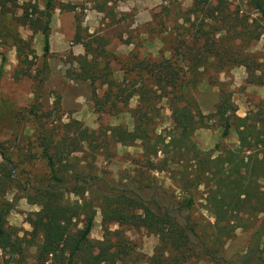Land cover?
<instances>
[{
	"label": "rangeland",
	"instance_id": "1",
	"mask_svg": "<svg viewBox=\"0 0 264 264\" xmlns=\"http://www.w3.org/2000/svg\"><path fill=\"white\" fill-rule=\"evenodd\" d=\"M45 1L12 0L16 7L0 17V67L4 58L0 74V144L6 148L14 179L4 199L14 201V208L7 216V226L23 244V254L20 256L9 257L0 250V264H34L36 245L41 242V238L33 240L30 235V221L39 207L28 203L22 191L23 188L42 184V180L49 176V168L42 158L39 136L54 135L53 142H56L60 137L59 132H62L59 129L72 120L100 134L118 125L132 129L129 110L136 107L137 96L130 99L127 107L121 102H116V106L111 103L100 105L97 101H103L106 86L101 85L100 80L91 86L89 81L75 78L78 67L74 59L76 18L81 29H85L84 10L88 9V4L96 8L104 4V14L97 16L98 25L93 32L94 39H102L105 51L104 57L93 54L97 57V74L109 72L110 78L117 80L122 84L121 88L127 90L132 81L139 82L145 77L150 87L152 80L147 72L151 68L148 66L155 68L162 61L170 60L179 71L181 91L196 101L204 115L213 112L221 99L220 90L231 96L239 117L257 108L264 110V20L245 0H227L230 16L237 19L235 31H220L213 37L216 52L212 56L202 53L203 40L197 38L198 31L207 27L193 15L186 14L192 0H71L68 4L73 1L77 7L74 12L58 8L52 12L49 34L53 31L56 39L47 57L46 81L39 87L38 81L43 75V38L40 29L21 25V13L29 4H35L42 10ZM55 3L57 7L61 5L60 0ZM60 35H64L67 42ZM82 36L84 38L85 34ZM37 38H41V41H35ZM20 39L28 41L30 45V48L24 49L28 56L25 64H21L17 58L16 48H19V44L15 41ZM96 46L97 43H93V47ZM22 59L23 56L20 61ZM193 59L206 60L207 63L201 62L200 68L192 69ZM140 63L148 70L142 71ZM104 66H107V70L103 69ZM15 75L17 80H13ZM37 91L39 97L35 99ZM111 91L115 93L118 89L111 88ZM156 106L158 117L153 125L155 133L163 136L172 134L173 121L167 101L161 100ZM32 107H35L43 128L29 114ZM221 132L215 122H209L207 128L196 129L192 139L200 150L211 151L213 156L236 149L239 143L234 129L225 138L221 137ZM108 141L107 147L93 152L94 158L92 152L84 148L83 152L71 154L65 164L57 165L58 169L68 170L67 175L70 169L82 175H98L116 187L159 185L178 200L187 197L185 192L177 189L169 171L158 172L148 167L139 142L123 146ZM2 165L0 157V167ZM259 185L264 190L263 180L259 181ZM193 197L190 220L196 224L198 235L209 241L215 231L211 228L214 218L206 207L205 189L199 187ZM80 201L78 197L66 194L63 202L67 205ZM239 217L240 221L235 224L238 227L228 238L221 237L216 247L222 258L220 261L215 263L200 258L185 264H252L256 259L264 263V237L259 253L254 256L250 251L252 232L263 222L264 214ZM78 227L81 228L80 225ZM109 229H122L130 241L133 247L129 258L131 263L148 264V258L158 245L157 236L143 229L119 228L114 224L109 225ZM102 236L101 215L97 209L89 239L95 242L102 240Z\"/></svg>",
	"mask_w": 264,
	"mask_h": 264
},
{
	"label": "trees",
	"instance_id": "2",
	"mask_svg": "<svg viewBox=\"0 0 264 264\" xmlns=\"http://www.w3.org/2000/svg\"><path fill=\"white\" fill-rule=\"evenodd\" d=\"M55 1L46 0L42 10L35 4H29L21 13V25L40 29L43 38V75L38 81L39 87L46 81L48 74L52 12L56 8L74 12L77 8L68 3H61L57 7ZM245 1L264 20V0ZM11 2L0 0V17L16 7ZM102 6L95 7V10L104 14ZM186 14L193 15L207 27L200 29L197 36L203 40L202 53L215 54L216 41L213 37L220 31H235L237 19L230 16L227 0H192V6ZM76 19L74 42L82 45L84 55L74 57L78 66L75 78L89 81L91 86L100 80L101 85L106 86L103 101H97L100 105L111 103L116 106V102H121L127 107L135 96L137 105L129 110L131 130L118 125L100 134L72 120L59 129L62 132H59L60 137L56 142H53L54 135L39 136L42 158L49 168V176L40 185L22 189L23 198L39 207L30 221L32 239L41 238L40 244L36 245L34 264H133L129 261L133 248L130 241L122 229L110 231L111 224L119 228L143 229L157 236L158 245L148 258V264H185L200 258L217 263L222 258L216 247L221 237L228 238L238 227L235 224L240 221L239 216L264 214V190L259 187V181H264V110L257 108L239 117L231 96L220 90L221 99L213 112L204 115L196 101L181 91L179 71L170 60L162 61L155 68L148 66L151 68L147 72L152 80L150 87L143 77L139 82L132 81L130 89H123L121 83L110 78L109 72L97 74V57L93 54L105 56L102 39H94V34L87 33L83 38L78 17ZM42 22L43 26L40 27ZM227 25L230 28L226 29ZM16 42L19 44V48H16L17 58L21 64H25L28 56L24 49L30 48V45L22 39ZM93 43H97V46L93 47ZM30 54L34 55L32 51ZM1 60L0 74L4 58ZM192 61V69L196 70L201 67V62L207 63L200 59ZM103 69L107 70V66ZM140 69L148 70L142 63ZM13 80H17L16 75ZM111 88H117L118 91L114 93ZM34 97H39L38 91ZM164 99L171 111L174 128V132L167 136L156 134L153 129L158 117L156 103ZM29 114L43 128L35 107L29 110ZM209 122H215L221 128L222 138L234 129L238 147L225 150L217 156H213L211 151L200 150L192 134L198 128H207ZM108 140L123 146L139 142L148 167L158 172L169 171L177 189L185 192L187 197L178 200L159 185L116 187L98 175H82L71 169L67 175L68 170L61 172L58 169L57 165L65 164L71 154L83 152L84 148L89 149L93 157V152L107 147ZM0 157L3 160L0 167V250L9 257L20 256L23 254L22 241L7 226V216L14 208V201L4 199L9 184L14 181L13 168L9 166L6 148L1 144ZM201 186L206 193V207L214 218L211 228L215 235L209 241L198 235L196 224L189 216L194 205V192ZM66 194L74 195L81 201L65 205L63 201ZM97 209L101 215L103 236L102 240L92 242L89 234ZM263 237L264 220L252 232L250 251L254 256L260 251ZM252 264L264 263L256 259Z\"/></svg>",
	"mask_w": 264,
	"mask_h": 264
},
{
	"label": "crops",
	"instance_id": "3",
	"mask_svg": "<svg viewBox=\"0 0 264 264\" xmlns=\"http://www.w3.org/2000/svg\"><path fill=\"white\" fill-rule=\"evenodd\" d=\"M69 1H71V0H60V2L62 4H67ZM71 4L75 5V3H73V1L71 2ZM88 5H89L88 9L84 10L85 17H84L83 28H85V29H83V33L82 34H86V33L87 34H93V32L95 30L94 27H96L98 25L97 23H98V18L99 17H97V16L102 15V13L97 12L95 10V7H90V4H88ZM84 31H85V33H84ZM60 36H61V38H63L62 40L64 42H67L66 37L64 35L63 36L60 35ZM55 39L56 38L54 37L53 31H51V33L49 34V46L51 47V49H52V44H53ZM36 40H40L41 41V38H39V39L37 38V39H35V41ZM74 50H76V51H74L76 56L84 55V49H83L82 45L75 44V49Z\"/></svg>",
	"mask_w": 264,
	"mask_h": 264
}]
</instances>
